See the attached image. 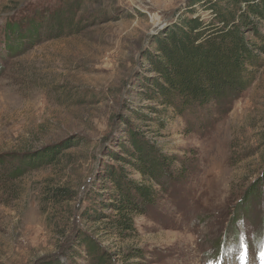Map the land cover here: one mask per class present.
<instances>
[{"label": "rangeland", "instance_id": "rangeland-1", "mask_svg": "<svg viewBox=\"0 0 264 264\" xmlns=\"http://www.w3.org/2000/svg\"><path fill=\"white\" fill-rule=\"evenodd\" d=\"M76 1L70 28L48 36L41 25L29 40L25 30L10 37L7 25L29 28L46 10L64 15L68 0H0V264H94L86 247L77 249L81 233L110 253L145 250L138 264H264V197L239 206L264 172V53L238 98L176 113L140 99L134 86L151 38L192 0ZM132 109L161 120L132 123L177 163L121 238L84 213L99 175L118 165L111 153H121ZM57 145L55 162L12 172L18 156ZM56 186L70 189L66 200L50 192Z\"/></svg>", "mask_w": 264, "mask_h": 264}, {"label": "trees", "instance_id": "trees-1", "mask_svg": "<svg viewBox=\"0 0 264 264\" xmlns=\"http://www.w3.org/2000/svg\"><path fill=\"white\" fill-rule=\"evenodd\" d=\"M66 7L68 12L59 16L49 10L45 15L34 13L29 28L25 27V23H9L10 37L14 38V34L18 35L19 32L24 35L21 31L25 30L29 40L37 39L41 25L49 30L48 36L63 26L70 28L78 8L77 1L68 0ZM203 13L207 14L206 18ZM49 23L50 26H47ZM149 48L143 55L148 66L144 65L145 72L134 86L140 99L180 113L196 106L203 107L211 101L223 103L230 98H238L248 87L255 68L262 61L264 0H192L177 20L151 38ZM150 109L155 115L165 114V111L155 107ZM130 113L132 117L123 119L128 126L118 143L121 153H111L118 165L109 167L103 175H99L102 185L100 189L95 187L90 192L91 204L84 213V218L90 221L104 219L105 225L112 227L121 238L135 231L136 218L144 215L147 206L155 200L154 186L161 185L164 181L162 178L173 177L177 163L175 156L165 153L132 123V119H137L141 122L156 121L161 126V120L148 117L139 110L132 109ZM62 149L57 145L46 148L45 152L40 151L39 156L35 153H27V158L18 156L19 165H12V172L19 175L23 167L53 163ZM128 166L148 181L132 178ZM258 180L245 191L239 205H243L242 208L247 207L249 199L264 197V172ZM54 188L55 191L50 189L53 196L66 200L70 189L61 186ZM107 209L113 214H106ZM77 243V249L87 248L94 264H118L121 261L123 264H138L134 263L135 258L146 257V251L141 248L126 254L110 253L85 233L80 234Z\"/></svg>", "mask_w": 264, "mask_h": 264}, {"label": "snow or ice", "instance_id": "snow-or-ice-1", "mask_svg": "<svg viewBox=\"0 0 264 264\" xmlns=\"http://www.w3.org/2000/svg\"><path fill=\"white\" fill-rule=\"evenodd\" d=\"M241 259H243V257H241Z\"/></svg>", "mask_w": 264, "mask_h": 264}]
</instances>
